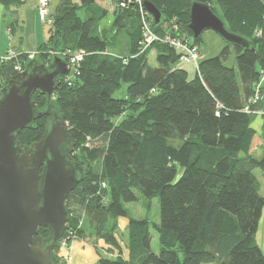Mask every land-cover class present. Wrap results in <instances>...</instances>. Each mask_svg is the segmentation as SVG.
Returning a JSON list of instances; mask_svg holds the SVG:
<instances>
[{
    "label": "trees",
    "instance_id": "obj_1",
    "mask_svg": "<svg viewBox=\"0 0 264 264\" xmlns=\"http://www.w3.org/2000/svg\"><path fill=\"white\" fill-rule=\"evenodd\" d=\"M23 1L0 4L10 8ZM98 1L58 0L39 54L0 59L3 88L27 60L45 63L54 51L85 52L52 95L36 91L33 99L43 113L16 135L25 146L39 140L48 109L68 123L72 159L84 168V177L66 198L73 214L67 229L105 239L111 256L101 257L100 264H264L257 237L264 196L254 172L264 173V155L251 151L252 119L262 111L264 92L258 87L264 76V0H143L163 14L162 22L151 24L161 36L201 48L203 35L195 38L189 26L191 4L199 1L249 40L250 47L236 46V65L226 63L231 53L226 43L219 54L199 61L193 77L177 66L181 53L169 42L142 51V11L151 15L145 4H116L113 21L102 26L107 10ZM153 49L155 66L148 61ZM122 83L125 93L115 97ZM154 198L161 204L160 223L129 215L125 203L143 199L149 209ZM80 213L86 227H79ZM127 215L126 255L116 231L119 217ZM151 226L158 233V253L151 248ZM39 233L49 236L44 227ZM59 248L58 243L53 251L56 262Z\"/></svg>",
    "mask_w": 264,
    "mask_h": 264
},
{
    "label": "water",
    "instance_id": "obj_2",
    "mask_svg": "<svg viewBox=\"0 0 264 264\" xmlns=\"http://www.w3.org/2000/svg\"><path fill=\"white\" fill-rule=\"evenodd\" d=\"M155 24L161 11L145 1ZM190 29L195 38L210 29L229 44L250 47L248 39L230 31L208 4L193 1ZM70 73L66 60L55 57L49 66L36 64L13 75L0 94V264H57L53 251L65 235L68 194L84 177V168L72 160L75 142L66 120L48 109L43 136L29 146L16 135L43 112L33 99L37 90L52 95ZM49 231L43 241L39 228Z\"/></svg>",
    "mask_w": 264,
    "mask_h": 264
},
{
    "label": "rangeland",
    "instance_id": "obj_3",
    "mask_svg": "<svg viewBox=\"0 0 264 264\" xmlns=\"http://www.w3.org/2000/svg\"><path fill=\"white\" fill-rule=\"evenodd\" d=\"M120 2H121V0H115V4H117V5H120ZM57 3H58V0H50L49 1L48 10H49V6H50V14L55 12ZM99 5L102 6L101 4H99ZM38 7H39V0H38ZM104 9H106V8H104ZM105 12H108V11H105ZM38 13H39V11H38ZM79 13H80V15H82L83 14L82 10H79ZM39 16H40V14H39ZM48 16H49V12L46 15L47 22L49 24L45 23V21H43L42 18L40 17L41 21L46 24L45 25L46 28H50V25H52V23H53L52 19L51 18L49 19ZM112 21H113L112 15L108 14V16L106 15L104 17V19L102 21L103 22L102 26H109ZM9 32L11 34H13V32H14L12 30L11 24H9ZM261 33H262L261 30H257L258 35ZM147 34H148V36H151L153 38V42H151V44L147 45L144 48L143 52L147 51L149 48H151V46L155 42H159V41L165 42L166 41L165 36L167 34H165L164 36H161L159 33L155 32V30L151 26H150V31L148 30ZM177 38H179V37H177ZM179 39H182V38H179ZM226 43H227V41L221 35H219L218 33H216L213 30L207 29L203 33V42H202L201 47H202L204 53H206V55L214 56V55H217L221 52V50L223 49V47ZM39 47L40 46H38L37 50L33 53H26L29 55L30 59H33L36 56V54H39V51H40ZM180 48L185 50V52L187 54L185 53L184 57L181 59L180 62H178L177 66L183 67L186 63L193 62V63H195L196 68L198 69L199 61L202 58H204L203 53H202V49L197 48L194 52L192 51L189 53L186 48H182V47H180ZM12 55H14V52H10L4 57H8V56H12ZM186 55L188 58H186ZM55 56L61 57L65 60V58L61 56L60 51H54L53 52V59H50L49 62L43 63L44 61H42L41 59H38L37 62H35V63L36 64H45V65L49 66L53 63ZM1 58L2 57H0V59ZM125 60H126V58H125ZM30 61L27 60L23 68H20L19 66H17L16 68L19 69V71H21V70L25 69L26 67H28L34 63V61L33 62H30ZM148 61H149V64H151L153 66L157 65L156 54L154 51L150 52ZM226 63L229 65L236 64V49H235V47L232 48V51L229 54V58L227 59ZM1 76L2 75H0V83L2 82ZM63 78H67V75ZM263 78H264V76H263ZM0 88H1L0 89V94H1L2 87H0ZM125 90H126V83H122V86L115 92L114 96L115 97L123 96L125 93ZM257 113H263L264 114V110H262L260 112L258 111ZM67 126H68V123H67ZM254 172L256 174H260V169L257 168L254 170ZM125 206L129 210L130 216H134L137 218L147 217L150 219L151 222L160 223V220H161V218H160L161 204H160L159 198L153 199L152 205L150 206L149 209H146L144 207L143 199L138 200V201H133V202H127V203H125ZM69 214H70V217L73 215L71 212ZM80 216H81V222L79 223V227L80 228L86 227V217L82 213H80ZM118 221H119V227L116 231V235L121 242V246L124 250V253L127 255V252H128V249H127V242H128L127 226H128V222H129V216L128 215L127 216H120ZM150 230H151V234H152L151 248L154 252L158 253L160 251V245H159V241H158V233H157L156 229L154 228V226H151ZM69 232H70V234H69ZM49 237L50 236L43 237V241H47V239ZM63 237L66 239L65 245H61L59 242L60 248H59V251L57 252V254L60 256V260H59V262H56L54 260L57 264H100V258L101 257H110L111 256L110 253H108L106 250L107 247H109V244L105 241V239L101 238V237H96V236L90 234L89 230H86L84 237H79L76 230L73 231L70 228V229L66 230V233H65V235H63ZM257 237H258L261 248L264 250V215H263V218L261 219L260 224H259V230L257 233ZM180 256L182 258L183 254L180 253ZM201 264H218V263L217 262H208V263H201Z\"/></svg>",
    "mask_w": 264,
    "mask_h": 264
},
{
    "label": "crops",
    "instance_id": "obj_4",
    "mask_svg": "<svg viewBox=\"0 0 264 264\" xmlns=\"http://www.w3.org/2000/svg\"><path fill=\"white\" fill-rule=\"evenodd\" d=\"M98 3L106 8L108 11L107 16L111 14L112 17H114L116 8L115 0H100ZM48 17L49 19L51 18L50 6ZM45 23L49 24L48 22ZM45 23L41 21L38 13V0H25L21 4L10 8H6L4 5L0 4V57H4L10 52H14V55L35 52L38 46L46 41L49 36L50 28H46ZM9 24L12 26V30L14 31L13 34L9 32ZM236 46L237 45L233 46V44H231V51L233 47L236 49ZM152 51L156 54L154 49ZM202 53L204 57L208 56L204 53L203 49ZM182 68L187 70L190 77H193L197 72L196 65L193 62L186 63ZM260 86L264 88L263 77ZM261 100V109L264 110V92L261 95ZM252 126L256 130V135L253 139L251 151L255 156L260 158L264 155L263 113L254 114ZM256 176L261 184L260 192L264 196V173L260 171V174H256Z\"/></svg>",
    "mask_w": 264,
    "mask_h": 264
},
{
    "label": "built area",
    "instance_id": "obj_5",
    "mask_svg": "<svg viewBox=\"0 0 264 264\" xmlns=\"http://www.w3.org/2000/svg\"><path fill=\"white\" fill-rule=\"evenodd\" d=\"M49 1L50 0H39L38 11H39L40 17L45 22H47L46 15L49 12V10H48ZM131 2L132 3H134V2L138 3L141 6L144 5L143 0H121L120 6L126 7ZM148 14H149V12H148ZM142 16H143V28H142L143 29L142 51H143L147 45H149V44H151V42H153V38L151 36H148L147 32H148V30L150 31V26L152 27L151 24L154 21V19H153V17H150L151 16L150 14L146 15V13L144 11H142ZM165 39L167 42H169L171 45H173L175 48H177L180 51L181 57H180L179 62L181 61V59L184 57V55L186 53L185 50L181 49L180 47L186 48L189 53L192 51L194 52L198 48L197 45L190 44V43L186 42V40L184 41V40L179 39L177 37H173L170 34H167L165 36ZM60 53H61L62 57L66 58L67 66L70 68V73H73L78 69L80 62H82V60L85 57V52L83 50L71 51L68 49V50L62 51ZM186 58H188L187 55H186ZM69 74L67 75V79L71 78L69 76ZM258 87H260V84H258ZM255 99H259L258 89H257V94L255 96ZM69 234H70V232H69ZM65 240L66 239L64 237H62L60 239V244L65 245Z\"/></svg>",
    "mask_w": 264,
    "mask_h": 264
},
{
    "label": "flooded vegetation",
    "instance_id": "obj_6",
    "mask_svg": "<svg viewBox=\"0 0 264 264\" xmlns=\"http://www.w3.org/2000/svg\"><path fill=\"white\" fill-rule=\"evenodd\" d=\"M45 242V241H44Z\"/></svg>",
    "mask_w": 264,
    "mask_h": 264
}]
</instances>
